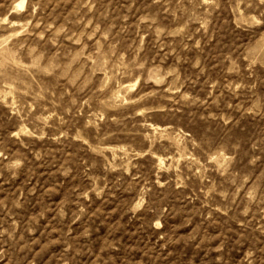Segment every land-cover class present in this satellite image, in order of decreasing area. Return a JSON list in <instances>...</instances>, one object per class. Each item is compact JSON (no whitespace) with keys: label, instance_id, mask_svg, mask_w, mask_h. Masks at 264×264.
<instances>
[{"label":"rangeland","instance_id":"374dc122","mask_svg":"<svg viewBox=\"0 0 264 264\" xmlns=\"http://www.w3.org/2000/svg\"><path fill=\"white\" fill-rule=\"evenodd\" d=\"M33 2L41 4L35 18L25 13L11 19L20 24L32 19L33 25L41 21L39 28L17 35L19 25H0V150L9 156L19 151L26 158L25 166L12 175L6 167L9 161L0 157V249L7 253L0 264H247V250L264 249L259 230L264 226V203L252 204L243 214L247 202L243 194L234 199L233 193L245 177L264 191V67L257 65L250 74L245 60V56L264 60V47L258 41L264 25L245 22L256 10L257 0H242V6L252 4L243 15L236 8L241 0H207L202 7H196L201 0ZM9 3L0 0V16L7 13ZM205 19L208 23L202 26ZM49 24L54 25L50 31ZM62 26L66 31L57 36ZM137 52L144 67L117 81L142 77L133 94L144 97L138 104L120 107L112 98L115 81L104 93L90 86V107L82 115H75L73 109L60 127L70 133L83 129L85 138L109 157L111 150L120 157V149H125L135 165L133 172L149 181L158 175L156 156L173 157L167 163H174L185 149L193 151L192 140L199 145L194 152L202 161L206 153L218 151L235 161L224 176L214 167L194 175L196 166L190 168L187 162L179 169L161 171L165 188L154 192L148 208L132 213L131 186L125 177L105 172L101 154L80 142L56 145L50 139L25 138L28 147L21 148L18 141L10 140L9 133L20 121L4 100L7 85L31 83L35 76L36 90L46 89L38 113L46 107L53 110V99L60 114L70 106L69 96L61 99L66 88L63 78L17 69L13 60L31 64L43 53L42 65L58 63L63 69L72 64L73 71H83L98 85L105 71H116L121 53L130 63ZM104 60L108 64L98 70ZM237 84L242 86L237 89ZM70 91L76 95L75 89ZM141 107L150 110L146 116L135 115ZM93 111H104L107 119L100 129H84ZM108 132L114 135L105 140ZM33 150L43 153L44 159H32ZM135 153L147 154L133 158ZM65 160L70 170L62 173L59 163ZM89 177L109 185L101 198L81 196L91 184ZM157 218L159 228L153 226ZM9 234L17 241L15 247ZM258 255L264 257V252Z\"/></svg>","mask_w":264,"mask_h":264},{"label":"clouds","instance_id":"9594fccd","mask_svg":"<svg viewBox=\"0 0 264 264\" xmlns=\"http://www.w3.org/2000/svg\"><path fill=\"white\" fill-rule=\"evenodd\" d=\"M207 0H201V4L196 7H202ZM86 7L91 10V5L87 4ZM252 4H243L238 2L236 5L237 10L240 11L241 15L244 13V8H251ZM29 9L31 11L29 12ZM41 10V4L39 2H33V0H10L7 13L4 16H0V25L6 24L9 27H14L19 25L21 31L17 35H23L28 32L30 27L39 28L41 26V21H37L34 25L32 19H28L25 23L20 24L18 21H13L12 16H21L27 13L31 18H35L38 12ZM187 11V10H185ZM207 9L205 12L207 13ZM210 15V13H208ZM192 16L199 19L196 16L195 11L192 12ZM250 26H260L264 25V0H257L256 10L247 15L246 21ZM208 20L205 19L202 22V26H206ZM91 24V21H89ZM88 25H85L87 27ZM54 25L49 24L47 29L48 31L52 30ZM65 27H60L56 31V35L59 36L61 33L65 32ZM40 38H44V33L39 34ZM71 37H69L70 39ZM105 39H107V34H105ZM258 41L261 47H264V33H261L258 37ZM79 42V41H77ZM55 44V40H53ZM23 47V45H21ZM34 48L32 52H36ZM82 55L78 54L77 57H74V61ZM44 54L41 53L37 59L31 64H25L20 60H13V66L17 69H33L39 72L43 76H59L63 78L66 82L65 92L62 94L70 97L69 107L64 109V114H60L54 109L58 107L57 101L53 99L51 104L53 105V110H49L47 107L43 109L42 113L37 112V105L40 101L45 99L46 89L41 88L39 91L36 89L39 87L35 76H32V73L29 72L28 75L32 76V82L26 83L25 81H13L12 84L7 85L8 91L5 93L4 103L13 109V115L17 116L20 123L19 126L9 133V139L15 140L20 143L21 148H27L26 139H32L36 141H46L51 140L56 145H62L65 142L73 141L80 142L85 145L89 151L96 154H101L105 159V172L107 173H116L125 177L128 181V184L132 188L131 201L129 204V211L132 213H139L148 208L152 203V197L154 192L157 190H162L165 188L167 181H162L159 179V173L161 171L167 172L169 169L176 168L179 169L183 162H187L188 166L191 168L195 167L194 175L200 176L204 172H207L210 167H214L220 175H228L231 172L232 165L235 161V157L229 155L225 151L210 152L206 153V160L202 161L199 157L195 155L194 149L199 147L195 140H192L193 151L184 150L183 153L179 156L178 159L174 160V163H167L168 160H173V157H160L156 156L155 167L157 169V178L154 181H149L139 176L133 172L135 165H132L131 160L128 159L129 153L121 148L120 151L123 153L122 156L116 157L115 150H111L113 155L111 157L105 155V149L100 148L98 145H95L92 141L85 138L83 129H76L74 132L70 133L68 130L62 129L60 125L66 124L67 120L65 117L67 115L73 114V109H75V115H82L86 106L90 107V102L92 96L87 95V90L90 86L95 87L96 93H104L110 89L112 82H116L117 86L115 91L112 93V98L119 102L120 107H127L130 105L138 104L144 97L143 96H134L137 88L141 83V76H135L128 83H119L117 77L119 76H132L134 70L143 68V63L138 62L139 52H137L136 57L129 63L126 62V54L121 53L118 62L115 65L116 71L109 74V72H104V78L102 82L98 85H94L91 77L85 74L81 70L73 71L72 64L65 66L61 69V65L58 63H48L47 65H42ZM87 59L92 60L91 57ZM55 60V55L53 56ZM247 61L246 70L251 74L254 67L257 65L264 67V60L253 58L252 56H245ZM93 64L96 61H92ZM108 64V60L103 61V65L98 70H103V67ZM59 70V71H57ZM151 76H149V80ZM164 78L161 77L160 80H156L157 84L161 83ZM36 87H33V85ZM242 85L237 84L236 88L239 89ZM254 87V85H253ZM70 89H75L76 95L70 91ZM55 95V93H51ZM27 98V99H21ZM111 107V105H109ZM150 110L144 107L138 108L135 112L137 116H146ZM46 113V114H44ZM107 117L104 111H93L89 113V116L85 119L83 128L87 129L93 127L100 129L101 126L105 123ZM113 122L115 118L113 117ZM55 121V122H54ZM114 133L108 132L104 139L108 140ZM147 153H135L136 157H142ZM0 157L4 160L9 161L6 167L12 172V175H16L19 170H21L26 164L25 156L17 151L9 156L4 150H0ZM31 158L37 161L44 159V154L38 150H33L31 152ZM251 163V161H250ZM59 169L62 173L68 172L70 170L69 163L67 160L59 163ZM91 180L90 186L81 193V196L84 199H88L91 194H94L97 198H101L103 194L109 189L108 184L101 185L98 178L89 177ZM249 177H245L237 186L236 190L233 193L234 199L240 198L243 194V200L247 202L244 213L247 214L250 211V207L254 203H264V191L256 183H249ZM235 183V180H233ZM177 188L180 187L179 184L176 185ZM223 195H227L224 193ZM153 226L159 228L162 226L161 220L157 218L153 222ZM259 230L264 234V226H260ZM9 238L14 240V237L9 234ZM17 241L14 240L13 247ZM23 247V246H22ZM21 249H17L22 250ZM46 247V245H45ZM43 251V248H41ZM259 252H264V249L257 250L252 248L245 252V259L247 264H264V257L258 255ZM7 253L0 249V259L6 256ZM11 264V262H9Z\"/></svg>","mask_w":264,"mask_h":264}]
</instances>
